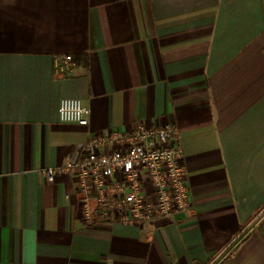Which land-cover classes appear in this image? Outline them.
Returning a JSON list of instances; mask_svg holds the SVG:
<instances>
[{
  "label": "crops",
  "instance_id": "0c3cea01",
  "mask_svg": "<svg viewBox=\"0 0 264 264\" xmlns=\"http://www.w3.org/2000/svg\"><path fill=\"white\" fill-rule=\"evenodd\" d=\"M142 122L178 128L189 209L85 223L44 168ZM0 264H264V0H0Z\"/></svg>",
  "mask_w": 264,
  "mask_h": 264
},
{
  "label": "built area",
  "instance_id": "2783aa9c",
  "mask_svg": "<svg viewBox=\"0 0 264 264\" xmlns=\"http://www.w3.org/2000/svg\"><path fill=\"white\" fill-rule=\"evenodd\" d=\"M58 63L68 72L76 65L72 55ZM58 112L63 122L90 125L92 109L79 98L61 99ZM43 173L51 182L59 173L73 177L83 196L80 218L87 224L142 226L154 218H172L191 205L179 130L170 122L95 133L78 143L63 164L45 167Z\"/></svg>",
  "mask_w": 264,
  "mask_h": 264
}]
</instances>
